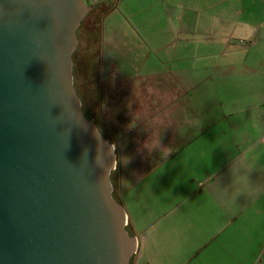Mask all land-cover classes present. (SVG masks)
<instances>
[{
  "label": "water",
  "instance_id": "obj_1",
  "mask_svg": "<svg viewBox=\"0 0 264 264\" xmlns=\"http://www.w3.org/2000/svg\"><path fill=\"white\" fill-rule=\"evenodd\" d=\"M90 9L0 0V264H129L136 253L112 195L113 146L74 87Z\"/></svg>",
  "mask_w": 264,
  "mask_h": 264
},
{
  "label": "crops",
  "instance_id": "obj_2",
  "mask_svg": "<svg viewBox=\"0 0 264 264\" xmlns=\"http://www.w3.org/2000/svg\"><path fill=\"white\" fill-rule=\"evenodd\" d=\"M141 1L162 22L147 30L153 63L124 65L130 74L113 64V78L151 85L154 153L145 158L161 164L209 148L212 168L199 183L210 186V220L196 223L205 229L199 264H264V194L251 198L249 187L264 186V0ZM126 226L137 256L127 213Z\"/></svg>",
  "mask_w": 264,
  "mask_h": 264
},
{
  "label": "rangeland",
  "instance_id": "obj_3",
  "mask_svg": "<svg viewBox=\"0 0 264 264\" xmlns=\"http://www.w3.org/2000/svg\"><path fill=\"white\" fill-rule=\"evenodd\" d=\"M82 2L97 9L78 32L72 59L74 85L82 108L98 122L118 157L110 181L112 194L120 195L140 242L133 264L136 259L137 264H199L196 251L205 229L196 223L210 220V186L199 183L212 168L209 148H193L190 154L179 153L161 164L148 162L145 156L154 153L147 143L153 139L151 122L147 121L151 115L148 108H154L150 98L153 90L147 93L151 85L137 87L130 79L119 83L113 78L115 64L123 67L121 73L130 74L129 63L138 67L153 63L145 47L147 30L151 33L152 27L162 22L150 18L155 7L149 10L151 4L146 1ZM162 105L159 101L158 107ZM225 138L218 132V141Z\"/></svg>",
  "mask_w": 264,
  "mask_h": 264
},
{
  "label": "flooded vegetation",
  "instance_id": "obj_4",
  "mask_svg": "<svg viewBox=\"0 0 264 264\" xmlns=\"http://www.w3.org/2000/svg\"><path fill=\"white\" fill-rule=\"evenodd\" d=\"M91 8V7H90ZM93 12H94V8H91L90 9V11L87 13V15L84 17V19L81 21V23H80V25L78 26V28H77V30H76V34H77V36H78V32H79V30L80 29H82L85 25H86V22H87V20H88V18L90 17V15H92L93 14ZM74 57V56H73ZM73 59V58H72ZM99 92H100V89H99ZM83 112H84V114H86V116H87V113H86V111L83 109ZM88 117V116H87ZM92 121L95 123V125L97 126V128H98V130H99V132L101 133V129H100V126L98 125V122H96L94 119H92ZM102 134V133H101ZM117 155H115V161L116 160H118V157H116ZM149 173V172H148ZM147 173V174H148ZM146 175V174H145ZM113 195V197L115 198V200L118 202V203H120L121 204V201H120V195L119 194H112ZM122 205V204H121ZM125 227H127V226H125ZM127 229H128V231H129V233L131 234L130 236H132V233H131V231L129 230V228L127 227ZM137 249H138V245H137V243H136V253H137ZM136 253L135 254H133L132 255V257L130 258V261H129V264H132V260H133V256H136ZM136 258V257H135ZM135 264H137V262H135Z\"/></svg>",
  "mask_w": 264,
  "mask_h": 264
},
{
  "label": "clouds",
  "instance_id": "obj_5",
  "mask_svg": "<svg viewBox=\"0 0 264 264\" xmlns=\"http://www.w3.org/2000/svg\"><path fill=\"white\" fill-rule=\"evenodd\" d=\"M250 196L251 198H256L260 194H264V186H255V185H250Z\"/></svg>",
  "mask_w": 264,
  "mask_h": 264
},
{
  "label": "trees",
  "instance_id": "obj_6",
  "mask_svg": "<svg viewBox=\"0 0 264 264\" xmlns=\"http://www.w3.org/2000/svg\"><path fill=\"white\" fill-rule=\"evenodd\" d=\"M94 9H97V8H94ZM101 19V18H100ZM77 35V34H76ZM72 58H73V55H72ZM73 78H74V72H73ZM74 87H75V85H74ZM76 89V88H75ZM78 94V93H77ZM79 96V95H78ZM79 98H80V96H79ZM81 100V99H80ZM82 111H83V108H82ZM84 113V112H83ZM85 115V117L87 118V119H89V120H91L89 117H87L86 116V114H84ZM103 137H104V135H102ZM105 138V137H104ZM106 139V138H105ZM126 230L128 231V229H127V227H126ZM128 233H129V231H128ZM129 235H131L130 233H129Z\"/></svg>",
  "mask_w": 264,
  "mask_h": 264
}]
</instances>
